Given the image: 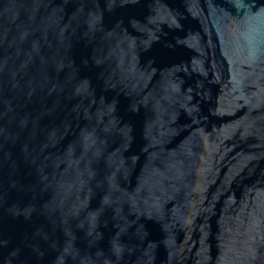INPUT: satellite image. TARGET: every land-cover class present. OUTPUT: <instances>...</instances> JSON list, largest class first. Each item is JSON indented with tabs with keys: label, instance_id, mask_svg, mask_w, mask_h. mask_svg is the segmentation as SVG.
<instances>
[{
	"label": "water",
	"instance_id": "95a60500",
	"mask_svg": "<svg viewBox=\"0 0 264 264\" xmlns=\"http://www.w3.org/2000/svg\"><path fill=\"white\" fill-rule=\"evenodd\" d=\"M0 264H264V0H0Z\"/></svg>",
	"mask_w": 264,
	"mask_h": 264
}]
</instances>
